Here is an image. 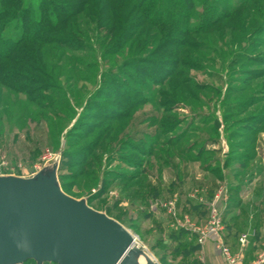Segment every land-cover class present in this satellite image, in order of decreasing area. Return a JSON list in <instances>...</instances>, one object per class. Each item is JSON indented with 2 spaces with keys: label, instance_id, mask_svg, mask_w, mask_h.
I'll use <instances>...</instances> for the list:
<instances>
[{
  "label": "rangeland",
  "instance_id": "rangeland-1",
  "mask_svg": "<svg viewBox=\"0 0 264 264\" xmlns=\"http://www.w3.org/2000/svg\"><path fill=\"white\" fill-rule=\"evenodd\" d=\"M81 30L69 50L21 44L14 64L0 61L11 71L0 79V175L30 177L58 161L62 191L119 222L161 264L170 244L158 237L168 239L170 224L194 226L188 209L204 199V181L237 187L264 175V77L254 79L247 59L264 60V25L239 45L213 28L191 31L186 48L157 52L154 42L110 55L103 30Z\"/></svg>",
  "mask_w": 264,
  "mask_h": 264
},
{
  "label": "trees",
  "instance_id": "trees-1",
  "mask_svg": "<svg viewBox=\"0 0 264 264\" xmlns=\"http://www.w3.org/2000/svg\"><path fill=\"white\" fill-rule=\"evenodd\" d=\"M23 2L0 0V61L5 60L14 64L16 54L20 53L18 48L21 44H37L38 50L45 46L52 50L56 48L55 46L65 51L69 50L71 47L68 46V42H73L76 36H83L81 27L91 22L97 29L104 31L103 39L108 40L105 52L109 55L120 52L139 54L140 50L154 42H157L155 46L157 52L172 47L186 48L190 43L184 37L191 31L213 28L221 30L219 35L224 37L230 30L231 41L235 36L239 45L240 39L245 35L250 37L259 35L264 25V0H25V3ZM4 4H12L13 7L6 9L3 7ZM196 8H200V13L197 14L196 25L192 26L190 22ZM29 14L31 19L26 23L25 18ZM13 15L19 16L18 28L8 35H2L4 20ZM65 51L61 56H67ZM22 53L32 61H41L44 57L41 55L38 58L25 51ZM247 59L257 66L249 71V73L255 72L254 79L264 77V67H262L264 60H255L253 57ZM175 64L178 68L179 62L176 61ZM41 69L46 73L47 64H43ZM10 72L5 65H1L0 79L1 77L8 79ZM27 84H31L30 81ZM249 156L243 159L248 160ZM170 234L178 236L183 233L178 230V233L172 231ZM160 262L166 264L165 255L160 258Z\"/></svg>",
  "mask_w": 264,
  "mask_h": 264
},
{
  "label": "water",
  "instance_id": "water-1",
  "mask_svg": "<svg viewBox=\"0 0 264 264\" xmlns=\"http://www.w3.org/2000/svg\"><path fill=\"white\" fill-rule=\"evenodd\" d=\"M57 169L0 175V264H159L119 222L64 193Z\"/></svg>",
  "mask_w": 264,
  "mask_h": 264
},
{
  "label": "crops",
  "instance_id": "crops-1",
  "mask_svg": "<svg viewBox=\"0 0 264 264\" xmlns=\"http://www.w3.org/2000/svg\"><path fill=\"white\" fill-rule=\"evenodd\" d=\"M221 180L213 177V180L207 183L204 181V188L201 189L204 199H201L202 196L196 198L197 202L191 203L188 209V221L192 225L203 226L206 223L209 204L217 193L216 189L219 188L218 184ZM262 180L264 175L261 176L259 173L237 187L221 186L219 188L225 190L228 196L222 212L221 241L230 247L233 253L239 254L241 264H254L264 247V182ZM160 218L154 221L157 223L153 231L157 230V224L159 229L163 227L160 225L163 224L159 222ZM169 228L171 230L169 233L172 231L178 233L179 230L183 234L178 236L170 234L168 239L165 235L158 237L157 242L160 245L166 242L170 244V247L168 245V249L165 250L166 264H226L216 246L219 239H208L202 244H197L191 229L177 228L171 224ZM241 235H246L244 246L240 245L238 240ZM155 250L159 249L155 248Z\"/></svg>",
  "mask_w": 264,
  "mask_h": 264
},
{
  "label": "built area",
  "instance_id": "built-area-1",
  "mask_svg": "<svg viewBox=\"0 0 264 264\" xmlns=\"http://www.w3.org/2000/svg\"><path fill=\"white\" fill-rule=\"evenodd\" d=\"M228 196L225 190H219L213 196V200L209 204L208 217L206 223L203 226H193L191 230L196 235V242L202 244L208 239H219L217 248L219 249L226 264H241L239 254L233 253L223 241H221V231L223 230L222 212L226 206ZM219 202V204H217ZM167 205H164L166 207ZM171 206V205H168ZM135 239V237H134ZM136 240V239H135ZM240 245L244 246L246 243V235H241L238 239ZM264 263V247L258 254L257 260L254 264Z\"/></svg>",
  "mask_w": 264,
  "mask_h": 264
},
{
  "label": "bare ground",
  "instance_id": "bare-ground-1",
  "mask_svg": "<svg viewBox=\"0 0 264 264\" xmlns=\"http://www.w3.org/2000/svg\"><path fill=\"white\" fill-rule=\"evenodd\" d=\"M150 255V254H148ZM151 258H153L152 256H150ZM137 261H138V264H146L147 262V257L145 255H139L137 256Z\"/></svg>",
  "mask_w": 264,
  "mask_h": 264
}]
</instances>
